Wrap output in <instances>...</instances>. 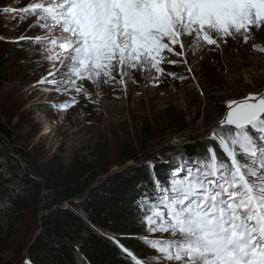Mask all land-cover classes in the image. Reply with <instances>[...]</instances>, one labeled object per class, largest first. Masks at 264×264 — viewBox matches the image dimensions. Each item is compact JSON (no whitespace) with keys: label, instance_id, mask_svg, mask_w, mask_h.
Wrapping results in <instances>:
<instances>
[{"label":"snow or ice","instance_id":"obj_1","mask_svg":"<svg viewBox=\"0 0 264 264\" xmlns=\"http://www.w3.org/2000/svg\"><path fill=\"white\" fill-rule=\"evenodd\" d=\"M19 12L15 19L21 21L37 17L27 31L39 28L45 34L25 33L11 42L34 44L33 55L52 52L47 75L37 83L68 95L52 105L65 111L79 103V95L97 102L85 82L97 89V98L102 85L136 83V72L148 73L156 86L165 75L183 82L187 77L166 72L164 64H187L189 51L205 46L215 51L230 39L247 44L264 32V0H43ZM227 108L209 137L223 156L212 146L203 156L185 152L176 156L164 181L147 162L156 191L140 197L141 219L147 233L170 238L141 240L156 253L143 261L120 246L133 264H264V92L229 101ZM0 175L9 176L6 162ZM13 206L0 201V212Z\"/></svg>","mask_w":264,"mask_h":264},{"label":"rangeland","instance_id":"obj_2","mask_svg":"<svg viewBox=\"0 0 264 264\" xmlns=\"http://www.w3.org/2000/svg\"><path fill=\"white\" fill-rule=\"evenodd\" d=\"M40 2L43 0H0V36L8 37L10 41L0 40V50H14V55L10 53L6 57L10 82L1 97L0 111L5 123L14 130L18 145L34 155L37 165H45L56 156L67 166L76 157L91 158L95 146L105 149L109 160L115 162L114 146L118 139H133L139 121H145L153 131H157L165 123L168 110L182 117L186 123L193 122V135L198 136L199 141L208 140L226 114V111L222 115L217 113L218 101L223 102L225 107L229 101H239L250 93L264 92V51L252 47L256 44L264 48V32H256L254 39L247 44L242 39H230L215 51L209 50L214 46H205L203 51L195 54L189 51L187 64H164L166 72L187 77L183 82L165 75L156 86L148 73L136 72L133 74L136 83L126 80V88L122 83L102 85L99 98L96 97L97 89L85 82L96 103L79 95V103L66 111L54 108L53 104H60L70 97L57 95L46 90L47 85L37 83L47 75L50 65L46 57L52 52L43 56L33 55L34 44L11 42L25 33L32 37L45 34L39 28L27 31L37 17L29 16L23 21L15 19L22 15L20 8ZM5 8L12 11L4 12ZM48 47L57 50L54 46ZM171 59L180 58L173 56ZM36 61L43 63L37 66ZM190 66L191 72L188 71ZM173 140L177 143L173 144ZM160 143L161 148L170 146L171 152L167 155L155 152L152 158L141 160L138 164L128 163L122 168L114 167L111 172L134 167L151 173V168L147 166L149 160L176 162V156L182 153L181 147L189 142L171 131ZM38 210L39 215L43 214L42 205ZM29 218L31 214L19 224L12 240L0 246V264H28L27 249L39 233V229H33ZM145 238L169 239L170 236L169 233H156L143 236L142 240ZM142 254L145 258L156 255L149 248Z\"/></svg>","mask_w":264,"mask_h":264},{"label":"trees","instance_id":"obj_3","mask_svg":"<svg viewBox=\"0 0 264 264\" xmlns=\"http://www.w3.org/2000/svg\"><path fill=\"white\" fill-rule=\"evenodd\" d=\"M10 53L14 55V50H0V100L10 82L6 58ZM216 111L224 113L223 102L218 101ZM193 124L168 110L165 123L157 131L139 121L133 139H118L114 146L115 162L109 160L105 149L95 146L91 158L76 157L65 166L54 156L41 166L31 152L18 145L14 130L5 123L0 111V168L6 162L9 172L7 179L0 175V201L7 199L14 205L7 213L0 212V246L12 240L19 224L31 214L29 221L33 229H39V234L27 249L28 264H133V256L122 252L120 246L143 261L146 258L142 253L147 247L140 236L149 233L141 219L144 214L137 210L140 197L156 191L153 169L151 173L134 167L121 172L111 170L128 163L138 164L157 152L167 155L172 148H161L159 144L171 131L189 142L178 155L186 152L189 157L203 156L212 146L217 155L223 156L217 144L199 141L193 135ZM152 162L155 177L161 181L170 175L175 163ZM64 203L67 207H63ZM39 205L44 210L40 215Z\"/></svg>","mask_w":264,"mask_h":264},{"label":"water","instance_id":"obj_4","mask_svg":"<svg viewBox=\"0 0 264 264\" xmlns=\"http://www.w3.org/2000/svg\"><path fill=\"white\" fill-rule=\"evenodd\" d=\"M227 104H228V102L225 104V107H226V112L228 111ZM225 115H226V114H225ZM225 115H224L223 119L225 118ZM66 206H67V204H66V203H64V204H63V207H66ZM38 234H39V233H38Z\"/></svg>","mask_w":264,"mask_h":264}]
</instances>
